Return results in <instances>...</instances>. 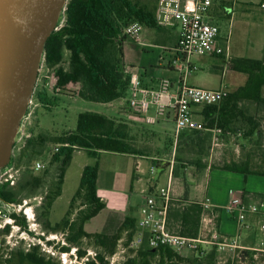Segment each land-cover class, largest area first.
Here are the masks:
<instances>
[{
    "label": "trees",
    "instance_id": "1",
    "mask_svg": "<svg viewBox=\"0 0 264 264\" xmlns=\"http://www.w3.org/2000/svg\"><path fill=\"white\" fill-rule=\"evenodd\" d=\"M155 8L154 0H67L59 16L58 27L49 34L44 44L43 64L51 69L49 80L52 87L58 92L69 91L94 102L109 103L121 99L129 86L134 66L124 59L123 45L129 37L122 35V29L132 21H139L148 27H158L154 19ZM226 63L228 68L247 74L245 83L233 91H226L218 103L204 104V128L181 131L175 150L185 140L190 152L203 155L209 131L214 127L221 128L222 134L232 130L231 124L237 117L232 113L237 109L236 101L246 99L264 102V97L261 96L264 86V55L261 58L232 56L226 59ZM34 99L45 108L57 103L56 97H50L43 84L37 85ZM119 107L132 109L124 100L120 101ZM246 119L249 120L250 117ZM249 123L242 133L244 137L253 139L257 134L258 123ZM205 129L208 131L204 133ZM47 141L58 144V149L49 156L50 164L58 163V172L55 178L49 180L42 202L44 226L52 231L65 233L64 243L57 247L60 252H69L76 247L78 262L73 264H231L229 260L225 263L217 262L218 251L214 244L202 253L192 251L191 254H182L167 245L151 247L147 231L143 233L142 242L131 247L130 241L137 234L138 226L137 217L130 211L114 233L88 232L84 229V223L105 206V201L97 193L100 151L142 154L135 146L134 136L129 132L126 122L97 110L80 111L74 129L51 135L39 132L27 137L23 148L20 152H14L10 160L16 156L18 164L27 166L30 174L27 173L23 182L19 180L15 185L0 180V198L5 201H20V194L24 189L37 187L43 182L48 169H44L41 174H33L34 170L30 165L35 156L43 153ZM76 149H84L97 159L93 164L84 165L78 187L70 198L65 214L59 221L51 224L47 216L53 201L61 193L65 169ZM192 161L197 167L205 166L200 158ZM258 163H253L248 158L230 159L221 166L231 171L264 174V150ZM260 165L263 166L262 170L258 169ZM181 202V199L171 201L167 211V226L172 231L196 236L201 224L202 206L197 201L188 204ZM14 217L15 223L27 228L24 216L14 214ZM9 229L10 224L0 229V243L3 234ZM40 237L44 239V236ZM85 238L94 246L93 254L81 245ZM48 242L51 243L52 240ZM120 246L124 249L125 258L112 263L111 257ZM248 252L245 262L235 264H260L264 260V255L258 251ZM2 257L0 264H62L59 257L41 250L39 243L32 244L29 249L12 248Z\"/></svg>",
    "mask_w": 264,
    "mask_h": 264
},
{
    "label": "rangeland",
    "instance_id": "2",
    "mask_svg": "<svg viewBox=\"0 0 264 264\" xmlns=\"http://www.w3.org/2000/svg\"><path fill=\"white\" fill-rule=\"evenodd\" d=\"M147 2H151L152 0H143ZM155 4L157 0H154ZM261 0H229V2H226V4H222L221 0H217L215 3L216 12H212L210 16V22L213 24H216L219 26L221 30V34L223 36H228L233 41V49L236 50L237 48L243 49V53L249 54V55H256L257 47L259 44L262 45L263 42V32H264V8H261L259 6V2ZM224 9V11H223ZM233 11L231 17L229 15L230 11ZM254 27V28H253ZM160 31L153 27H148L145 25H142L139 38L140 40H132V46L134 51L133 61L134 66L132 69L137 73H142L144 79L146 82H150L152 79L151 77L155 76L158 77L159 75H165L167 78H177L178 72L170 70L167 68L168 61L170 60L169 54L166 50V48L163 46L164 44L156 37V34H159ZM172 34L174 36L175 32L172 31ZM159 35H163L159 34ZM174 36L170 39L172 42L174 41ZM249 43V44H248ZM253 44V46H252ZM249 45V48L247 50V47ZM125 44L123 45V55L125 62H129L128 58L125 56ZM125 50V51H124ZM208 55V54H206ZM206 55H198L193 54L190 59L192 64L194 65L192 70L190 71V74L188 77H190L191 80H195L197 82H200V85L203 86H214L219 83V81L222 78V70L221 68L217 70L209 71V67L211 64L216 63V60H209L207 59ZM163 63L162 65H159V63ZM131 63V62H130ZM147 71V74H144V71ZM50 68H47L45 65L43 68H41L38 72V81H36L34 92L37 88V85L43 84V87L46 89L47 94H49L50 97L55 96L57 103L51 107L45 108L42 106L39 102H37L34 99V92L32 94V104H31V110L33 112L30 113L29 116V122L26 124V121L21 122L19 131L16 135V140L13 147V154L14 152H20V150L23 148L25 144V140L27 137H29L31 134L36 133H45V134H56L63 131L71 130L75 128L77 115L81 110L84 109H92L97 111H104L106 110V105L102 102H89L88 100L82 98L79 94L72 93L69 91H63L60 90L59 92L56 91L51 83H50ZM227 77H229V74H227ZM130 93L127 92V95ZM198 118V117H197ZM264 120V118H261ZM133 132H135L134 135V143L136 147L138 146L142 151H152L153 146H159L165 145V148H173V152H176V158L171 159L175 160V165L177 166V170L182 168V166L191 167L187 170L190 171L192 168H195V165L193 163L194 156L189 151V146L185 144V147L181 144L178 145L177 150L176 143H178V139L176 141L174 140V123L170 121L166 122H160V123H146L139 122L136 126H131ZM237 129V131H235ZM233 130L228 131L224 134H216L214 131H209L210 135L207 137V141L205 143V153L201 155L200 157H203V159L206 162L214 164H220L222 163L221 159H217V156L215 154H220V152L225 151L227 154L232 155L231 157L228 156V158H235V159H243L246 156H250L252 158L258 156L260 158V154H262L264 150V134L261 137L256 136L253 139H250L249 137H244L242 130L243 128H235ZM205 131L208 130H203ZM264 132V130H263ZM203 134V133H202ZM207 134H204L206 136ZM171 136V138H170ZM217 138H214V137ZM231 141L234 145L237 147V151L235 150L227 151L224 146L227 142ZM244 142V143H243ZM225 143V144H224ZM179 144V143H178ZM57 143H53L51 141H47L46 147L44 148V151L42 154L35 156L33 159V162L35 160H39L42 163V168L39 170L32 171L33 174H41L44 169H48L47 175L43 178V182L38 185L37 187H33L30 189H24L23 192H21L20 196L21 198H32L34 195H45L47 184L50 179L55 178L58 172L57 164H50L49 162V156L52 151L55 150V146ZM239 149V150H238ZM185 152V153H184ZM249 152L251 155H249ZM254 153V154H253ZM236 155V156H235ZM198 157V158H200ZM97 158L90 156L84 149H76L73 154L72 158L67 165L64 173V180L62 183V189L61 194L53 201L52 206L50 208V216L48 214L47 218H50V223L54 224L55 221H59L61 217L65 214L68 204L70 201V198L74 194L76 188L78 187L80 176L82 173L83 166L86 164H93L96 161ZM201 159V158H200ZM134 157H121L118 155H115L113 157L109 155H102L101 159L98 158V164L100 165L101 172L107 170L110 163L113 165L114 163L117 164V168L122 169H128V176L125 180L124 186H121V194L125 197H130V202L132 204L137 203L141 200V198L144 196V194L140 191L141 187L145 185L147 187L149 184H152L155 187V192L159 190L160 187L166 186L167 184V177H168V169L164 168L161 172V174L156 177L155 172L150 171L151 167V161L148 159H142L139 162V165L137 167L138 173L142 176L141 185H139L135 190L130 191L129 186L131 184L130 175L133 174V166H134ZM202 160V159H201ZM259 160V159H258ZM100 161V163H99ZM9 165H13L14 167L21 168L20 174L18 177V181L25 179V175L27 173L30 174L28 171L29 168L25 165H19L18 159L15 156L12 160H10ZM165 166L169 164L168 161H165ZM254 163V161H253ZM33 164V163H32ZM32 164L30 165L32 169ZM179 167V168H178ZM156 169V167H155ZM27 170V171H26ZM33 170V169H32ZM102 174V173H101ZM183 174V172L181 173ZM188 174V172H187ZM103 175V174H102ZM182 176V175H181ZM154 193V191L152 192ZM147 195V194H146ZM145 195V197H146ZM44 198L42 199L43 202ZM34 206V211L36 213L35 216V224L33 225V229L40 234L41 231L44 232L45 240H53L56 242L55 247L58 243H61V240L64 241L65 237L64 235L61 236L60 231H52L50 229H47L44 226V214L41 211L42 210V204L38 205L35 201L32 202ZM136 205V204H135ZM136 211V210H135ZM138 214V212H137ZM33 221V222H34ZM50 233H55L56 238L51 239ZM2 242L0 245V260H3L2 255H6L7 252L10 249L9 244L6 243V238L4 235L2 236ZM31 238V240H30ZM23 237L19 231L16 229H12V233L10 234V240L12 242L18 243L22 246H28L29 244H32V242H38L37 239H32V237ZM44 240V241H45ZM43 242V240H42ZM53 242L44 243V248L51 249L54 248L56 257H59L61 259L62 264H73L78 262V259L76 257L75 248L73 247L69 252H67L64 255H59L58 251L55 247H53ZM81 245L86 248L89 253H94V246L90 243L88 239H83ZM14 249V248H13ZM192 250L184 251L182 254H191ZM2 254V255H1ZM124 257V249L122 246L119 247L118 251L116 252L114 258L111 260V262L114 260L119 261L123 260ZM262 261V259H261Z\"/></svg>",
    "mask_w": 264,
    "mask_h": 264
},
{
    "label": "crops",
    "instance_id": "3",
    "mask_svg": "<svg viewBox=\"0 0 264 264\" xmlns=\"http://www.w3.org/2000/svg\"><path fill=\"white\" fill-rule=\"evenodd\" d=\"M229 0H221L222 4H226ZM216 3V2H215ZM259 6L264 8V0L259 2ZM215 4H213L211 8V13L216 12ZM224 11V9H223ZM225 12V11H224ZM233 11L229 12L231 17ZM160 31L159 35L156 34L158 39L164 44L163 46L166 48L169 54V61L167 64V68L173 71H176L171 65L174 57L176 56L177 46H178V29L177 28H165V27H153ZM254 28V27H253ZM220 29V28H219ZM172 31L175 32L174 36ZM174 36V41L172 42L170 39ZM263 42L262 45L259 44L257 47V54L256 55H249L243 53V49H233V41L229 38V35L223 36L221 34V30L218 37V47L221 49L220 53L215 54H208L206 55L207 59L209 60H216V63L211 64L209 67V71L217 70L221 68L222 70V78L217 85L214 86H203L200 85V82L195 80H191L186 76V80L190 84L199 85L205 88L216 89L222 88L226 91H233L238 88L240 85L244 84L247 79V74L241 71L228 68L226 59L232 56H245V57H252V58H261L264 55V32H263ZM132 38H128L125 40V56L128 58V61L131 60L134 56L133 46H132ZM137 41V40H136ZM249 44V43H248ZM253 46V44H252ZM249 45L247 47V50ZM134 64L133 59L127 63ZM163 63H159L162 65ZM191 68H193V64L190 59ZM135 72L133 69L131 70ZM178 72V71H176ZM137 73V72H135ZM141 84L148 88H158L160 81L162 78H167L165 75H159L158 77H151L152 79L150 82H146L142 73H137ZM144 74H147V71H144ZM229 74V77H227ZM179 78L178 76L175 79H171L175 81ZM127 92H130V83L125 92V95L121 97V99H115L112 102L104 103L106 105V110L102 111L103 113L117 118V120H122L126 122L129 126V132L135 135L131 126H136L139 122H146V123H160L170 121L174 123L173 118L170 113L167 112L165 116L157 117L155 121L151 122L146 118L148 116L155 115V107L151 105L149 107L148 112L146 113H137L133 109L127 110L122 109L124 107H119L120 101L124 100L128 102V98L130 96L127 95ZM261 96L264 97V86L261 89ZM89 101V100H88ZM91 102V101H89ZM102 103V102H101ZM237 109L232 111L233 115L237 116L233 123L231 124L232 128H246L251 122H257L258 126L256 129V136L261 137L264 132V102H257L251 101L246 99H241L236 101ZM202 106L203 105H193L192 112L195 119L199 121H203V113H202ZM89 109V108H88ZM87 110V109H84ZM92 110V109H89ZM82 111V110H81ZM101 112V111H100ZM235 113V114H234ZM243 114V116H242ZM198 117V118H197ZM250 117L249 120L246 118ZM188 129H183L182 131H186ZM133 135V136H134ZM254 136L253 138H255ZM171 138V136H170ZM173 138V137H172ZM171 138V139H172ZM172 141H176L175 138ZM187 143V142H186ZM185 140H183L182 145L185 147ZM244 143V142H243ZM167 144V143H166ZM165 144V145H166ZM225 144V143H224ZM162 145L161 147L153 146L152 151H142V154H129V153H118V152H111L102 150L99 153L98 158L101 159L102 155L106 154L111 157L118 155L121 157H134V166H133V174L130 175V191L135 190L139 185H141L142 176L138 173L137 167L139 162L142 159H148L151 161V168H154L156 177H158L164 168L168 169V177L167 183L170 181L171 186V195L173 199H181V204H188L189 202L197 201L201 202L205 197H209L211 203L213 205V210L210 211V221L202 222L199 228V234L204 239H210L212 235H216L218 239H225L231 236H238V247L235 249H223L217 250L218 263H225L226 261H231V264H235V262H245L247 259V252L254 250L253 248L259 244V242L264 239V230L260 229V213L259 212H251L248 211L245 214V225H240L239 222L236 220V216L233 213L226 211L225 205L228 203L230 196L229 190L233 189L235 192L241 196V198L247 204H257L261 209H264V174L262 173H255V172H237L231 171L222 168V163L224 161H229L230 159L235 158H228L232 155L227 154V152L222 151L220 154H215L217 159H221L222 163L214 164L206 162L201 155L192 153L195 158L200 157L202 162L205 166L197 167L195 164V168H192L188 171L187 166H180L182 170L178 169L175 165L174 152L173 148H165L166 146ZM136 146V145H135ZM224 146L227 151L235 150L237 151L236 145H234L231 141L227 142ZM239 150V149H238ZM239 153V151H237ZM185 153V152H184ZM254 154V153H253ZM249 155L251 153L249 152ZM236 156V155H235ZM173 157V159H171ZM233 157V156H232ZM249 159L250 161L258 163L259 157L256 156L254 158L250 156H246L243 159ZM165 161H168L169 164L165 166ZM100 163V161H99ZM84 167V166H83ZM156 167V169H155ZM179 168V167H178ZM257 168V167H256ZM259 170L263 169V166H258ZM152 172V171H151ZM183 172V174H181ZM188 172V174H187ZM103 175H102V174ZM182 175V176H181ZM128 176V169L117 168V164L114 163L113 165H109L106 172L102 171L99 165L98 168V176H97V193L98 195L105 201V206L93 217L87 220L84 223V229L88 232H104V233H114L119 225L122 223L125 215L127 212H132L134 216L137 217V226L138 221L142 217L141 207L145 202V195L151 194L153 191L155 192V187L152 184H149L147 187L143 185L140 191L144 194L140 201L135 204L130 202V197H125L121 194V186H124L125 180ZM62 192V191H61ZM61 194V193H60ZM59 196V195H58ZM57 196V197H58ZM56 197V198H57ZM159 203V201H157ZM136 210V211H135ZM138 212V214H137ZM50 216V212H49ZM50 220V218H49ZM51 221V220H50ZM57 222V221H55ZM168 228V226H167ZM146 231L147 229L144 228ZM169 229V228H168ZM209 247V244H206ZM259 252V251H258ZM249 253V252H248ZM262 254L261 252H259Z\"/></svg>",
    "mask_w": 264,
    "mask_h": 264
},
{
    "label": "built area",
    "instance_id": "4",
    "mask_svg": "<svg viewBox=\"0 0 264 264\" xmlns=\"http://www.w3.org/2000/svg\"><path fill=\"white\" fill-rule=\"evenodd\" d=\"M217 0H157L154 19L157 26L165 28L178 29V46L176 56L171 65L179 72V78L172 81L169 78H162L158 88H148L141 84L137 73L133 72L130 76V96L128 98L129 106L141 113H146L149 107H155V115L146 118L153 122L157 117H163L168 113L171 114L174 121V138L183 129H203V121L194 118L192 112L193 105L216 104L226 93L222 88L210 89L199 85L190 84L186 80V76L192 70L190 64V57L193 54L206 55L220 53L221 49L218 47V37L220 33L219 26L211 23V8ZM142 24L139 21H132L126 24L122 29V35L128 36L134 40H140L139 33ZM44 67L43 58L40 62L39 70ZM39 72V71H38ZM37 76V81H38ZM32 98L29 105L22 116L21 122L28 124L31 110ZM21 125V124H20ZM216 134H220L222 129L214 127L212 129ZM214 138H217L216 136ZM16 140V139H15ZM58 149V144L55 150ZM33 170L42 168V163L35 160L32 164ZM154 171V168H151ZM20 168L13 165H5L0 170V180L6 181L9 185H15L18 181ZM230 199L225 205L226 211L235 214L236 220L240 225H247L245 222V214L248 211L260 213V229L264 230V209H261L257 204H247L235 190H229ZM43 195H34L32 198H22L20 201H5L0 198V229H4L10 224L8 232L4 233L6 243L9 244L10 249L19 247L18 243L10 240L12 229H16L23 237H32L37 239L41 245V250L55 255L54 248H44L43 242L47 243L49 240L41 239V235L33 229L35 224L36 213L34 211L33 201L42 204ZM173 200L171 195L170 181L166 186H162L158 191L147 194L145 202L141 207L142 217L138 221V231L135 237L130 241L131 247H136L142 242L144 228L148 232V244L151 247L157 245H167L174 250L183 253L187 250L195 252H203L207 246L216 245L217 250L235 249L238 247V236H231L225 239H218L214 234L210 239H204L199 233L196 236L181 234L167 228V211ZM159 201V203L157 202ZM202 206L201 220L202 222L210 221V211L213 210V205L209 197H205L201 202ZM14 214L22 215L26 219L27 228L15 223ZM34 221V222H33ZM32 232V233H31ZM61 232V236L64 235ZM65 237V236H64ZM50 238H56L55 233H50ZM31 240V238H30ZM43 240V242H42ZM45 240V241H44ZM32 241V240H31ZM52 245L55 247L56 242L52 240ZM61 243L64 241L61 240ZM22 246L24 249H29L32 245ZM1 245V243H0ZM60 245L57 244L55 247ZM264 255V239H262L257 246L253 248ZM59 255H64L67 252H60ZM115 255L111 257V260ZM114 263V260L112 261ZM264 264V260L260 263Z\"/></svg>",
    "mask_w": 264,
    "mask_h": 264
},
{
    "label": "water",
    "instance_id": "5",
    "mask_svg": "<svg viewBox=\"0 0 264 264\" xmlns=\"http://www.w3.org/2000/svg\"><path fill=\"white\" fill-rule=\"evenodd\" d=\"M67 0H0V170L37 81L44 44Z\"/></svg>",
    "mask_w": 264,
    "mask_h": 264
}]
</instances>
